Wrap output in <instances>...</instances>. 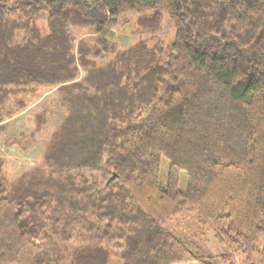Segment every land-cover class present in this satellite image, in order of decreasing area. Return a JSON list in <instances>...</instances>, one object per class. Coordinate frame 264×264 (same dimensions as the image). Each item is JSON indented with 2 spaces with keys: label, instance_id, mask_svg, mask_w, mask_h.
I'll return each instance as SVG.
<instances>
[{
  "label": "trees",
  "instance_id": "trees-1",
  "mask_svg": "<svg viewBox=\"0 0 264 264\" xmlns=\"http://www.w3.org/2000/svg\"><path fill=\"white\" fill-rule=\"evenodd\" d=\"M125 12L172 42L120 49ZM41 87L65 116L8 186L0 155V264H210L164 227L187 206L264 264V0H0V107Z\"/></svg>",
  "mask_w": 264,
  "mask_h": 264
},
{
  "label": "rangeland",
  "instance_id": "rangeland-1",
  "mask_svg": "<svg viewBox=\"0 0 264 264\" xmlns=\"http://www.w3.org/2000/svg\"><path fill=\"white\" fill-rule=\"evenodd\" d=\"M138 16L137 12H125L120 19L129 23L119 21L111 29V41L117 43L120 49L128 48L139 38L145 40L148 47L157 42L164 46L172 42L175 28L168 15L162 14L161 28L155 35L134 32ZM64 116L65 108L56 88H37L33 94H18L4 102L0 107V155L5 160L3 170L7 186L26 171L40 165L44 149ZM166 168L164 162L162 181L166 178ZM90 174L96 177L97 182L105 180V176L98 171ZM185 190V175L181 174L180 191L184 193ZM164 227L210 264H262L249 263L241 253H232L218 244L212 228L201 222L197 210L191 206L166 222ZM261 242L260 239L257 241V247L261 246Z\"/></svg>",
  "mask_w": 264,
  "mask_h": 264
}]
</instances>
